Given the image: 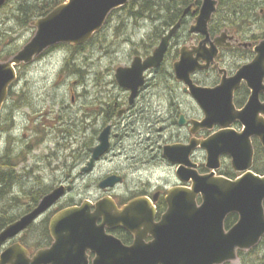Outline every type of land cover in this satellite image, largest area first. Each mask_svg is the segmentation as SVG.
Here are the masks:
<instances>
[{"label": "water", "instance_id": "obj_1", "mask_svg": "<svg viewBox=\"0 0 264 264\" xmlns=\"http://www.w3.org/2000/svg\"><path fill=\"white\" fill-rule=\"evenodd\" d=\"M6 1L0 0V9ZM129 1L68 0L34 22L35 36L10 61L0 63V115L9 88L17 79L16 66L30 64L46 50L60 44L81 46L87 43L104 27L110 14ZM217 5V0H203L191 27V33L207 36L203 44L210 41L209 24ZM189 11L190 8L184 16ZM181 25L178 22L169 31L143 64L138 58L132 69L117 71L119 85L133 90L131 102L143 82V73L159 67ZM227 33L225 31L223 36ZM212 46L207 56H198L197 59L183 51L181 60L174 64V73L178 81L190 87L193 99L205 115L202 121H192V133L211 130L215 126H219L220 131L206 140L193 139L189 145L164 147V157L179 166L176 172L178 181L191 184V187L177 186L167 192V210L160 220L156 221L158 211L153 204L159 194L154 196V201L147 197L138 198L122 209L111 198H105L95 204L94 213H91L92 203L86 201L81 207L63 210L52 218L50 232L54 244L51 248L30 258L24 247L13 245L0 255V264H89V252L95 255L92 264H226L236 262L239 251H250L261 243L264 238V176L253 172L255 152L252 139L257 138L264 148V103L259 101L260 92H264V40L255 47L253 62L242 67L235 77L224 79L216 88L197 86L191 75L207 69L222 47ZM200 60L207 65L199 66ZM135 76L139 78H133ZM243 81L252 95L239 111L234 104V92ZM236 122L244 127L242 132L232 129ZM180 125H185L183 116ZM110 130V127L105 129L100 144L91 149L92 158L83 172H91L95 162L108 153ZM198 148L207 154L205 166L211 171L209 174H200L197 164L192 161L191 157ZM224 156L231 158L233 170L241 174L238 179L217 176ZM122 182L121 176L114 175L99 186L103 190L114 189ZM66 190L65 186L54 189L33 211L7 226L0 233V248L56 205ZM231 215H237L238 221L227 230L225 222ZM116 228L134 235L131 246L107 233V230ZM148 238L151 241L147 242Z\"/></svg>", "mask_w": 264, "mask_h": 264}, {"label": "rangeland", "instance_id": "obj_2", "mask_svg": "<svg viewBox=\"0 0 264 264\" xmlns=\"http://www.w3.org/2000/svg\"><path fill=\"white\" fill-rule=\"evenodd\" d=\"M43 1L45 0H9L0 10V50L4 57L17 53L35 35L36 29L32 22L36 19L30 21L26 17L27 11H21L22 6L41 4ZM257 5L258 3L256 9L264 22V13L261 12L264 6ZM132 16L128 10H118L110 16L109 23L92 41L76 54L73 50L64 49L59 54L39 61L32 68L23 69V78H19L14 88L24 91L19 98V110L30 119L36 111H50L48 120L52 124L39 133L44 138L41 146V142L37 141V133L32 129L20 131L19 122L12 132L5 127L0 129V152H5L12 145L17 150V155L26 153V160L24 158L14 166L18 183L13 192L22 196L23 206L16 207L12 215L29 206L38 192H50L60 186H65L66 189L70 187L71 190L56 209L85 201L96 203L105 197L120 201L136 196L151 197L157 191L165 195L167 190L179 185L176 166L163 157L160 148L171 137L177 136L178 126L173 122L178 120L180 111L193 116L202 115L196 104L184 94L175 100L172 108L167 106L163 113H155L152 109L148 111L147 115L152 118L150 123L146 121V113H141L146 103L141 101V112L137 110L133 116L127 114L124 119L119 120L120 125L116 130L119 137L114 140L109 153L96 164L92 172H83L90 160L89 149L94 147L91 145L94 127H89L91 122L86 124V146L80 139V132L86 117L93 120L98 115V123H104L106 116L100 113L107 109L108 103H113L123 93L117 89L112 75L117 67L129 62L130 46L126 41L138 40L140 43L141 38L145 39L147 34L154 33L152 27L164 22L163 14L151 19L145 16L144 21ZM262 27L255 24L251 28L244 27L233 32L239 33L244 40L250 41L248 38H252V41L258 43L262 38L256 37L261 35ZM242 63L244 61L239 64ZM82 68L84 78L80 73ZM167 80L169 85L170 78ZM35 125L39 127L40 123ZM46 130L49 131L48 134ZM10 135H15L16 138H10ZM195 162L205 165V152H199ZM263 165L261 163L259 168L262 169ZM222 170L224 174L234 173L230 158H225ZM114 174L122 176L123 183L115 189L102 190L100 182ZM41 220L27 234L43 247L47 245L46 228L48 229L49 220ZM260 251L264 252V246ZM260 251L244 258L258 262L262 256ZM240 263L241 260H238L232 264Z\"/></svg>", "mask_w": 264, "mask_h": 264}, {"label": "flooded vegetation", "instance_id": "obj_3", "mask_svg": "<svg viewBox=\"0 0 264 264\" xmlns=\"http://www.w3.org/2000/svg\"><path fill=\"white\" fill-rule=\"evenodd\" d=\"M218 6H219V2H218ZM201 7H202V2H201V5L198 11L195 10L196 9L195 7L191 6L190 11L187 13V15L184 16L185 11L181 14V18L179 20L182 23L181 28L172 37L170 44H169V49L162 63L159 65V67L149 68L143 73V76H142L143 82L138 87L136 98L134 99L133 102H131L133 90L130 88L129 89L123 88L122 86L119 85L118 80L116 78L117 71L120 68L132 69L136 59L138 58L142 60L141 63L143 64L149 57H151L154 54L159 44L161 43L162 39L167 35L168 30H166L165 27H162V26L161 27L154 26L152 27V30L154 31V33L147 34L145 39L141 38L140 43L138 40H135L136 42H134V40L126 41V43L129 44L130 46V53L128 55L129 62L126 63V65L117 67L115 70V74L112 75L117 89L123 93L118 98H116L113 103H108L107 109H105L104 111L100 113L101 115L106 116V118H104V123H101V124L98 123V119H97L98 115H95L93 117V120H88L87 117L85 118L83 126H82V130L80 132L81 134L80 139L81 141L84 142V146L87 145L86 136H87L88 129L86 127V124L88 122H91L89 127L91 128L94 127L93 128L94 132L92 133L93 140L91 142V145L96 147L100 142V136L102 132L108 127H110L111 129L110 130V145L112 146L114 143V140L117 137H119V134L116 133V130L118 126L120 125L119 120L121 121L122 119H124V117L127 114H129V116L131 115L133 116L134 114H136L137 110L141 112V107H140L141 101L146 102L145 106L142 108L143 112L141 113L142 114L146 113V121H148V123L152 121V118L150 117L149 114H148L149 115V118H148V115H147L148 111L152 109L155 113H163L166 111L167 106L172 108L175 105V100L178 99L179 96H181L182 94H184L187 98H189L192 101V103H195L197 108L200 109L190 93V87L186 86L183 82L178 81L174 73V64L181 60L183 51H185L187 56H192V58L197 59L198 56H202V57H204V55L207 56V53L211 52L213 49L212 45L217 44L218 46H222L219 48L218 56L215 58L214 62H212L207 69L197 70L191 75L192 82L195 85L201 86V87L216 88L219 85H221L224 79H227V80L232 79L233 77L236 76V74L242 67L253 62V60L256 57L255 47L260 41L264 39L263 35H262L263 38L257 43L256 41H252V38H248L250 41L244 40L245 38L240 36L239 33L233 32L228 28H225L223 31L220 28L219 30L217 29L216 31H214L213 29L215 28L213 27V25L215 24L214 22V18L216 16L215 14L213 17V20L211 21L209 25L210 41L206 44H203V42L207 39L206 35L195 34V33L190 32L192 25L195 24L196 18L198 17L200 13ZM261 12L264 13V9ZM263 29L264 28L262 27V30ZM227 30H228V33L225 36H223V33ZM263 32L264 31H262L261 34ZM231 37L233 38V40H231ZM64 49L69 50V46L67 45L54 46L46 50L40 57L36 58L32 63L30 64L22 63L21 65L15 67L17 80L9 88L8 98L3 105L1 115H0V129L5 127L8 131L12 132L16 126V123L19 122L20 131L32 129L34 133H37V137H38L37 141L39 140L38 143L41 142L40 146L44 143L43 135H40L39 133L40 132L42 133V129L45 130L46 126H50L52 124V122L48 120V114L50 113V111L48 112L36 111V114L34 115V117H31L30 119L25 113H22L19 110L21 108L19 98L21 97V94L24 91L14 90V88L16 87L15 84H18L19 78H23L22 77L23 69L32 68L33 66L38 64L39 61L46 59L50 55L59 54ZM71 49H73V47H71ZM17 53L4 57L3 56L4 53L1 54V50H0V63H6L10 61ZM241 61H244V63L239 64ZM198 63H199V66L207 65L204 60H200ZM168 66H169V70H168ZM82 69L80 73L84 78V71ZM87 77L88 76H86V78ZM133 78H139V77L135 76ZM168 78H170L169 85H168V80H167ZM263 85H264V82H263ZM251 95H252L251 90L249 89L247 83L243 81L240 87L234 92V104L236 106V109L239 111L242 110L245 107V105L248 103ZM74 98L75 96L73 97V99ZM259 101L261 104L264 103V92H260ZM100 114L99 116H101ZM182 116L185 119V125L183 126L180 125V120ZM20 119H23V121H21ZM177 119L178 120L173 123L178 126V134L176 137L174 136L171 137V140H169L171 142L168 141L162 148H160L162 154H163L164 147L167 145H175V144L189 145L193 139L206 140L210 138L212 135L216 134L218 131H220V127L215 126L211 130H201L197 132L196 134L192 133V129H193L192 121L203 120L204 119L203 112L201 116H197V115L193 116L192 114L188 115L186 112L180 111L177 116ZM37 123H40L39 127L35 125ZM97 124L99 126V129H97ZM232 129H234L236 132L239 133L243 131L244 127L240 123L236 122L232 126ZM48 133L49 131L46 130V134ZM10 138H16V136L10 135ZM256 141L260 143V141L257 138H254L252 139L253 146ZM92 148L89 149L90 159L92 158V154H91ZM27 149L29 150L30 148L27 147ZM199 152H203V151L198 150L193 154L192 159L194 162ZM6 154H10L9 156L10 158L11 157L14 158L15 156L16 157L18 156L17 150L13 149L12 145L8 146L5 152L4 151L0 152L1 156L5 155L6 157H8ZM225 158H228V157H225ZM225 158H223V160H225ZM195 163L198 166L197 171L200 174L209 173L208 169H206L204 164L200 165L197 162ZM114 175H117V174H114ZM158 192L159 191H157L156 193ZM159 194L160 195L158 197V200L155 203L158 212H159L160 205L162 204V202L165 201L164 200L165 195L161 192H159ZM14 195L21 197V195L18 193H14ZM152 196L151 198L154 197ZM140 197H143V196L130 197L127 199L125 198L120 201L116 200V203H117L118 208L122 209L130 201L140 198ZM64 198H66V196ZM61 201H59L56 205H54L50 210H48L45 214H43L38 219V221L41 220L42 218H43L42 220L45 219V221L46 219L49 220L48 232H49L50 240L48 241L47 245L43 247H41V245L38 246L36 245L35 240H32L31 238H29V235L27 234V232L29 231L30 228L34 226L35 224L34 223L32 227L28 229V231L8 241L6 246L3 247L2 250L0 251V255L6 249H8L9 247L15 244H22L30 252V255L32 256L40 250L51 248L54 244V239L50 232V223H51L52 218L63 210L73 208V207H81L84 203L83 202L82 204H72V205H67V206H61L59 209H56L57 206L61 203ZM96 203H92L93 207L91 208V213L95 212ZM38 204H36L33 208L35 209L38 206ZM28 213L29 212H27L26 214ZM99 224H101V222H99ZM107 233L111 236H114L120 239L126 246H131L134 242V235H132L131 233L127 232L126 230L122 228L107 230ZM150 240L151 238H148L147 242H149ZM88 256H89V264H92L95 255L89 252Z\"/></svg>", "mask_w": 264, "mask_h": 264}, {"label": "trees", "instance_id": "obj_4", "mask_svg": "<svg viewBox=\"0 0 264 264\" xmlns=\"http://www.w3.org/2000/svg\"><path fill=\"white\" fill-rule=\"evenodd\" d=\"M9 1V0H8ZM67 0H45L43 3L35 4L32 6H22L21 11H27L26 17L28 16L30 21L34 19L38 20L43 17H46L49 13H51L56 7L60 6L61 4L65 3ZM202 0H130V2L124 6L121 10H128L132 17L136 20L141 21L146 16V18L151 19L153 17H159L163 14L164 22L160 24V27H165L166 30L175 26L181 18V14L185 11L188 7H195V10H199ZM219 6L216 12V16L214 18L215 24L212 29L216 31L219 28L223 31L225 28L234 31L236 29L241 30L244 27L251 28L255 24L262 25L264 27V22L262 21L261 15L258 13L256 9V4L260 3L262 6L264 4V0H218ZM8 3V2H7ZM115 12H113L114 14ZM32 14V16H31ZM112 14V15H113ZM111 15V16H112ZM223 15V17H222ZM237 15V16H236ZM225 16V17H224ZM24 18V16H23ZM22 18V21L25 19ZM223 18L225 20H223ZM233 18V19H230ZM238 18V19H236ZM110 19V18H109ZM236 19V21H235ZM34 20V21H36ZM234 20V21H233ZM259 20V22H258ZM28 22V20H26ZM33 21V22H34ZM144 21V20H143ZM109 23V20L107 24ZM106 24V25H107ZM105 25V26H106ZM158 26V25H157ZM155 26V27H157ZM159 27V26H158ZM264 31V29L262 30ZM264 32L257 36L258 38H263ZM92 39L88 42L90 43ZM87 43V44H88ZM86 44V45H87ZM1 45V43H0ZM84 46L80 47H71L69 49L74 50L73 52L76 54L80 51ZM14 53H10L12 55ZM73 60V58H71ZM255 148V162L253 171L259 175H264V165L263 168H259L261 163H264V149L261 144L256 141L254 144ZM1 156L0 155V233L12 222L17 220L23 214L31 211L33 207L38 204V201L45 196L48 192H38L36 195L37 197L33 200V202L29 206H25L22 210L19 211L17 214H13L12 212L16 207L23 206V198L22 196L14 195L13 189L17 186L18 177L16 172L14 171V166H17L21 160H26V153L19 154L17 157H9L10 154H6ZM5 158V159H3ZM6 168H8L6 170ZM10 169V170H9ZM230 177L236 176V174H225ZM166 209L165 202L159 207V214H162ZM238 220L237 215H232L227 218L226 220V228L230 229ZM46 236L47 244L49 239V232L46 228ZM36 241V245L40 246V243ZM264 246V239L261 241L259 246L256 248L244 252H238L239 260H241L240 264H264V252L260 251L261 247ZM260 251V259L258 262L247 261L244 257L246 255L253 256ZM232 264V263H227Z\"/></svg>", "mask_w": 264, "mask_h": 264}, {"label": "bare ground", "instance_id": "obj_5", "mask_svg": "<svg viewBox=\"0 0 264 264\" xmlns=\"http://www.w3.org/2000/svg\"><path fill=\"white\" fill-rule=\"evenodd\" d=\"M259 4H260V3H258V5H259ZM258 5H257V6H258ZM236 16H237V15H236ZM222 17H223V15H222ZM224 17H225V16H224ZM16 19H18V18H16ZM230 19H233V18H230ZM236 19H238V18H236ZM236 19H235V21H236ZM18 20H19V19H18ZM223 20H225V19L223 18ZM238 20H239V19H238ZM233 21H234V20H233ZM134 22H135V21H134ZM138 23H139V22H138ZM133 24H134V23H133ZM140 26H141V25H140ZM74 63H75V62H74ZM82 70H83V69H82ZM78 71H79V70H78ZM12 140H13V139H11L10 142H12ZM21 142H22V141H21ZM13 144H14V143H13ZM22 145H23V144H22ZM21 147H22V146H21ZM23 150H24V149H23ZM25 150H26V149H25ZM22 152H23V151H22ZM24 153H25V152H24ZM9 170H10V169H9ZM7 171H8V170H7Z\"/></svg>", "mask_w": 264, "mask_h": 264}]
</instances>
